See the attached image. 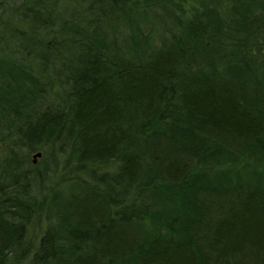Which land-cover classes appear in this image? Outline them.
I'll return each mask as SVG.
<instances>
[{"label":"trees","instance_id":"obj_1","mask_svg":"<svg viewBox=\"0 0 264 264\" xmlns=\"http://www.w3.org/2000/svg\"><path fill=\"white\" fill-rule=\"evenodd\" d=\"M0 264H264V0H0Z\"/></svg>","mask_w":264,"mask_h":264},{"label":"rangeland","instance_id":"obj_2","mask_svg":"<svg viewBox=\"0 0 264 264\" xmlns=\"http://www.w3.org/2000/svg\"><path fill=\"white\" fill-rule=\"evenodd\" d=\"M39 151L43 152L44 150H38V151L36 150V151H34V152L30 155V159L32 160V159H33V155H34L35 153L39 152ZM43 153H44V152H43ZM56 156H57V155L54 154L53 158L56 157ZM43 157L47 159V157H45V154H44L41 158H39V159L37 160L36 163H38V164L41 163ZM49 157H50V156H49ZM56 181H61L60 176H58L57 174H51V176L49 177V180L46 181V182H47V183L45 184L46 188H47L48 186L53 185V183H55ZM61 184H62V182H59V186H60ZM44 190H45V189H44ZM43 227H44V223H43V221H35V222L32 224V226L30 227V230H29V237H30L34 242L36 241V243H37V240L39 239V237H40V235H41V231H42Z\"/></svg>","mask_w":264,"mask_h":264},{"label":"water","instance_id":"obj_3","mask_svg":"<svg viewBox=\"0 0 264 264\" xmlns=\"http://www.w3.org/2000/svg\"><path fill=\"white\" fill-rule=\"evenodd\" d=\"M41 156H42V152H41V151L35 153V154L33 155L34 163H36L37 160H38Z\"/></svg>","mask_w":264,"mask_h":264}]
</instances>
